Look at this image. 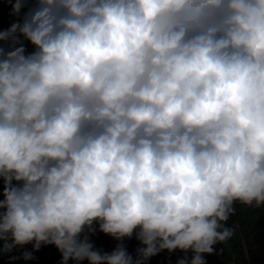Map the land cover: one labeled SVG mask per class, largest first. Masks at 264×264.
Returning <instances> with one entry per match:
<instances>
[{
  "label": "clouds",
  "instance_id": "clouds-1",
  "mask_svg": "<svg viewBox=\"0 0 264 264\" xmlns=\"http://www.w3.org/2000/svg\"><path fill=\"white\" fill-rule=\"evenodd\" d=\"M9 3L0 254L206 264L237 203L264 209V0H33L22 16L27 0Z\"/></svg>",
  "mask_w": 264,
  "mask_h": 264
},
{
  "label": "trees",
  "instance_id": "trees-1",
  "mask_svg": "<svg viewBox=\"0 0 264 264\" xmlns=\"http://www.w3.org/2000/svg\"><path fill=\"white\" fill-rule=\"evenodd\" d=\"M15 2V0H12ZM33 6V0H27V5L21 10V16L28 8ZM19 18L8 14L3 21L0 22V31L7 30L12 23L18 22ZM27 43V42H26ZM2 192V186H0ZM2 199V196H0ZM236 212L231 216L227 222V226L234 231L233 236L236 240L232 244L233 260L231 264H264V209H253L245 205L237 203L235 205ZM98 229V225H96ZM91 242L96 249L102 252L110 253L117 245L116 241L111 236L105 235L97 231L96 234L90 237ZM124 243L129 254L135 257L137 247L141 245L135 239H125ZM43 246L40 250L33 251L32 244L25 245L14 249L10 254H0V261L2 264H61L59 259L51 260L43 256ZM24 251L32 252L33 259L25 260L22 258ZM186 254L177 250L169 253L164 250L151 257L147 264H177V262L184 258ZM189 259L192 253H187ZM11 257H19L18 259H11ZM157 257V258H155ZM39 258V259H37ZM69 264H75L74 261H69ZM82 264H88L87 261Z\"/></svg>",
  "mask_w": 264,
  "mask_h": 264
},
{
  "label": "rangeland",
  "instance_id": "rangeland-1",
  "mask_svg": "<svg viewBox=\"0 0 264 264\" xmlns=\"http://www.w3.org/2000/svg\"><path fill=\"white\" fill-rule=\"evenodd\" d=\"M11 11H12V4L9 3L8 0H0V22L3 21L5 17L11 13ZM0 186H2V183H0ZM235 240L236 237L232 236L231 239L227 240L226 242L218 243L214 246L215 250L220 249L222 251L223 264H231L233 260V254L231 249H232V244ZM43 256L51 260H56V259H59L60 261L62 260L61 253L54 245H44ZM0 264H2L1 261Z\"/></svg>",
  "mask_w": 264,
  "mask_h": 264
},
{
  "label": "built area",
  "instance_id": "built-area-1",
  "mask_svg": "<svg viewBox=\"0 0 264 264\" xmlns=\"http://www.w3.org/2000/svg\"><path fill=\"white\" fill-rule=\"evenodd\" d=\"M223 253L220 249H216L215 253L212 255H204L206 264H223L222 262Z\"/></svg>",
  "mask_w": 264,
  "mask_h": 264
},
{
  "label": "crops",
  "instance_id": "crops-1",
  "mask_svg": "<svg viewBox=\"0 0 264 264\" xmlns=\"http://www.w3.org/2000/svg\"><path fill=\"white\" fill-rule=\"evenodd\" d=\"M9 1V0H8ZM12 3H14L13 1H12Z\"/></svg>",
  "mask_w": 264,
  "mask_h": 264
}]
</instances>
